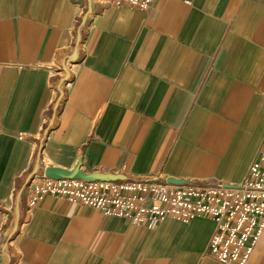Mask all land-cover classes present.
Segmentation results:
<instances>
[{
    "label": "crops",
    "instance_id": "crops-1",
    "mask_svg": "<svg viewBox=\"0 0 264 264\" xmlns=\"http://www.w3.org/2000/svg\"><path fill=\"white\" fill-rule=\"evenodd\" d=\"M264 144V0H0V264H221L210 218L27 194L46 166L235 184ZM244 264H264V230Z\"/></svg>",
    "mask_w": 264,
    "mask_h": 264
},
{
    "label": "built area",
    "instance_id": "built-area-1",
    "mask_svg": "<svg viewBox=\"0 0 264 264\" xmlns=\"http://www.w3.org/2000/svg\"><path fill=\"white\" fill-rule=\"evenodd\" d=\"M102 1L113 7L146 9L152 0ZM45 195L58 196L133 223L159 222L167 217L182 222L199 216L210 218L214 229L202 256L221 264H244L264 230V144L235 184L211 180L170 183L166 178L53 179L42 175L29 185L28 207Z\"/></svg>",
    "mask_w": 264,
    "mask_h": 264
},
{
    "label": "water",
    "instance_id": "water-1",
    "mask_svg": "<svg viewBox=\"0 0 264 264\" xmlns=\"http://www.w3.org/2000/svg\"><path fill=\"white\" fill-rule=\"evenodd\" d=\"M81 160L78 159L74 166L70 169L61 168L57 166H46L43 170L45 176L59 179V178H80L85 180H118L121 179V175L117 173H101V172H84L80 169ZM170 183H184L183 179L166 178Z\"/></svg>",
    "mask_w": 264,
    "mask_h": 264
}]
</instances>
